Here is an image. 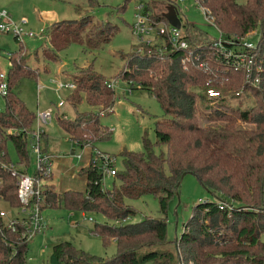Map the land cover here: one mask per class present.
<instances>
[{
    "label": "trees",
    "instance_id": "trees-1",
    "mask_svg": "<svg viewBox=\"0 0 264 264\" xmlns=\"http://www.w3.org/2000/svg\"><path fill=\"white\" fill-rule=\"evenodd\" d=\"M196 1L209 10L222 35H244L259 26L248 80L242 69H234L215 52L206 33L193 23L181 22L194 45L184 62L181 58L186 53L181 49L173 50L164 60L146 53L145 46L142 53L133 51L120 77L132 82L129 89L145 88L150 92L167 115L153 121L154 140L144 132L141 150L121 149L120 164L113 175L117 183L112 180L110 187L101 189L100 171L87 164L78 170L85 178L83 190H55L47 182L39 189L41 208L101 214L103 221L94 222L92 230L103 244L112 239L115 253L110 257L96 256L69 240H57L47 256L50 264H264V0ZM138 2L152 17L166 21L163 14L169 5L167 0ZM45 34L47 43L33 51H28L13 35L19 44L7 54L8 90L0 108V152H4L0 154L1 161L10 158V142L17 162H29L27 146L35 112L26 108L15 93L19 80H37L42 69L39 63L57 61L58 51L71 42L78 43L82 51L96 49L109 39L111 31L105 23L84 14L53 21ZM255 76L258 82L252 85L249 81ZM71 82L73 87L65 100L73 109L82 99L91 106H112L113 88L91 67L79 69ZM208 88L217 90L218 95L208 96ZM234 98L237 101L231 103ZM54 108L58 127L75 141L77 148L86 145V152L92 153L96 148L94 141L109 136L110 129L98 121L97 113L75 112L68 118ZM198 116L207 120L206 124H200ZM237 119L253 125L236 126ZM48 141L49 135L41 130L37 144L42 151L48 152ZM34 173L44 180L51 176L42 175L37 169ZM187 173L212 197L192 204L181 231L169 239L167 202ZM145 194L156 197L161 216L143 215L136 221L122 222L135 212L126 199ZM18 206L14 176L0 166V210L8 209L0 215V264H27L28 238L20 234L24 226L16 216L12 227L7 224L10 209ZM169 243H174L172 248L167 246Z\"/></svg>",
    "mask_w": 264,
    "mask_h": 264
},
{
    "label": "rangeland",
    "instance_id": "rangeland-1",
    "mask_svg": "<svg viewBox=\"0 0 264 264\" xmlns=\"http://www.w3.org/2000/svg\"><path fill=\"white\" fill-rule=\"evenodd\" d=\"M137 2L138 0H129L125 3L123 0H94V3H89L88 0H0V9H5L8 12L10 21L16 23L21 18H25V22L21 24L23 32L36 33L33 36L26 34L18 36L20 43L28 51H33L47 43L46 29L53 21L47 25L38 14L42 10L51 12L56 19L78 18L89 14L94 21L105 23V27L110 28L111 31L109 39L96 49L82 51L78 43L71 42L64 49L58 51L57 61L39 63L43 70L40 69L37 80L29 78L19 80L15 93L26 108L35 113L38 109L48 106L53 109L51 120L43 126L51 137L49 150H53L55 153L69 154L70 148H74L71 146V141L58 127L53 113L56 103L60 100L63 101V105L58 106L56 110L68 118H71L75 112L92 111L98 114V121L107 126L110 133L107 138L98 139L93 144L101 151L114 153L117 158V165H115L117 168L120 164L119 152L122 148L141 150V135L144 132L151 141L154 140L153 121L167 115L163 113L157 100L150 92L145 88H131L127 91L130 85L125 82L127 80L120 77V71L127 57L136 50V47L134 48L132 45L134 38L130 33L129 25L133 20L134 6ZM180 8L187 22L193 23L199 30L205 32L206 38L218 37V30L204 19L202 12L192 0H184L180 4ZM42 28V32L37 34ZM259 32V26H256L246 33L248 34L246 39L252 43L256 42ZM18 44L19 42L13 38L11 31H0V71L7 72L9 68L7 54L14 50ZM90 67L102 74L106 82L110 79L117 80L113 86L115 95L113 104L110 107L102 108L91 106L82 99L73 109L65 100L70 88L56 87V81L71 82L72 75L76 74L79 69ZM37 84H40L38 88ZM236 101L237 99L234 98L230 102L235 103ZM199 107L201 108V105ZM0 108H3L2 97H0ZM198 118L200 124H206L207 120L199 116ZM35 124L36 120L33 126ZM235 124L244 128H250L253 125L239 119ZM27 149L30 160L27 173L32 175L34 155L29 143ZM7 150L10 160L17 161V155L10 142L7 144ZM158 150L159 147L156 146L155 151ZM73 161L75 160L73 159ZM112 180L117 183L113 176H105L103 183L110 187ZM211 197V194L200 185L192 174H184L180 179L176 193L167 202L165 212L167 238L174 239L179 234L182 223L190 213L192 204L198 199H210ZM126 201L134 208L135 212L122 222L136 221L143 215L161 216L157 199L151 194H145L136 199H126ZM3 210L6 212L8 209ZM14 212L15 209H10L11 215ZM41 213L46 219V224L28 238L25 254L27 264H50L47 261V256L51 245L57 240H69L74 246L96 256L110 257L115 253L113 240L110 239L103 244L92 230L94 222L103 221L104 217L101 214L47 206L41 209ZM87 217H91V219L88 220ZM9 219L13 218L9 217ZM261 238H264V231ZM173 244L169 243L167 246L170 245L172 248Z\"/></svg>",
    "mask_w": 264,
    "mask_h": 264
},
{
    "label": "built area",
    "instance_id": "built-area-1",
    "mask_svg": "<svg viewBox=\"0 0 264 264\" xmlns=\"http://www.w3.org/2000/svg\"><path fill=\"white\" fill-rule=\"evenodd\" d=\"M184 0H167L169 5H172L177 17L182 21L187 22L186 18L182 14L180 4ZM194 4L198 6L203 14L204 19L210 24L214 25L212 21V15L209 10L198 4L196 0H192ZM25 22V18H21L18 22L10 21L9 14L5 9H0V31H11L13 35L17 37L21 34L28 36L36 35L32 31L23 32L21 24ZM189 23V22H187ZM130 33L134 40L132 45L136 47L135 53H142L144 46L147 47L146 53H154L159 60H164L167 55L175 49L184 50L186 55L181 58V62H184L191 54L190 46H194L193 42L189 39L188 32L180 27H174L170 25L167 20L163 21L152 17L148 11H144L143 4L137 2L134 6L133 20L129 25ZM216 28V27H215ZM43 28L40 29L37 34L42 32ZM248 34L238 35L229 34L222 35L218 32L217 38H209L212 43L215 52L221 54L234 69H242L245 73V80H248L247 74L253 69V54L252 51L255 48L256 42L252 43L246 39ZM148 72V71H147ZM55 81V80H54ZM131 85L130 80L125 81ZM252 85L258 82V77L255 76L253 80L249 81ZM117 80L110 79L106 82L108 87L113 88ZM40 84H37V88ZM6 72L0 71V97L5 96L8 90ZM65 86L72 88V82H60L56 81V87ZM129 87L127 91H129ZM238 92H236L237 94ZM208 96H217L218 91L214 89H206ZM63 101L60 100L56 103V106L62 105ZM52 118V108L48 107L45 109L37 110L35 113L36 124L34 129L31 131V140L29 145L34 155V170L37 169L40 174L47 175L51 174L52 168V155L49 152L42 151L37 144V137L39 132L42 130V126L49 123ZM73 144L75 141H71ZM77 147V146H76ZM86 145L78 148V151L73 153L78 159L83 158L87 155L86 164L95 165L100 171L99 185L103 189L105 184L103 179L105 176H113L116 170V155L114 153L105 152L98 150L97 148L92 150V153H88ZM4 152L1 151L0 154ZM86 153V154H85ZM30 161V160H29ZM0 166L10 171V174L14 176V184L16 188V196L19 201V206L16 208L14 214L10 215L13 219L8 220V226L12 227V222L16 219L23 224L24 228L21 230V236L29 238L30 235L42 229L46 220L41 213V207L39 202L41 200L39 189L41 184L45 183L46 180L42 176L37 177L34 173L29 175L27 173L28 164L20 161H12L8 158L7 161L0 160ZM222 207V204L219 205ZM0 215H5V211L0 210ZM88 220L91 217H87Z\"/></svg>",
    "mask_w": 264,
    "mask_h": 264
},
{
    "label": "crops",
    "instance_id": "crops-1",
    "mask_svg": "<svg viewBox=\"0 0 264 264\" xmlns=\"http://www.w3.org/2000/svg\"><path fill=\"white\" fill-rule=\"evenodd\" d=\"M38 14L41 19L45 20L47 25L51 23L52 21L58 20L55 17H53V14L49 11L42 10V11H39ZM48 107H45V108H48ZM45 108H42V109H45ZM43 126H42V130H45L47 132V130ZM50 140H51V137L49 135L48 144L51 142ZM68 140L71 141L69 138ZM71 146H74V148H70L69 154H65L63 152L55 153V151L49 150V147H48V152L52 155V168H51V176L47 180V182L51 183L55 190H65V189L83 190L84 188L85 178L83 175H81L78 172V170L80 167L86 164L87 155H84L83 158L81 159L76 158L73 153L77 152L78 148L73 143L71 144ZM73 159L75 161H73Z\"/></svg>",
    "mask_w": 264,
    "mask_h": 264
},
{
    "label": "water",
    "instance_id": "water-1",
    "mask_svg": "<svg viewBox=\"0 0 264 264\" xmlns=\"http://www.w3.org/2000/svg\"><path fill=\"white\" fill-rule=\"evenodd\" d=\"M163 15L170 25H172L174 27H180V25H181L180 20L177 17V14H176L172 5L167 6L166 11L164 12Z\"/></svg>",
    "mask_w": 264,
    "mask_h": 264
}]
</instances>
